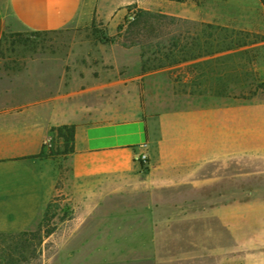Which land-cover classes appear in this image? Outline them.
<instances>
[{
	"label": "crops",
	"instance_id": "1",
	"mask_svg": "<svg viewBox=\"0 0 264 264\" xmlns=\"http://www.w3.org/2000/svg\"><path fill=\"white\" fill-rule=\"evenodd\" d=\"M211 2L217 9L212 15L193 4L157 10L202 25H254L264 18L262 0ZM95 18L108 20L96 13L92 0H0V44L7 34L77 29ZM250 29L213 35L231 41L213 58L229 57V70L243 73L242 84L235 85L243 89L251 87L245 74L252 65L257 81L264 82V32ZM205 35L184 32L177 39ZM133 50H125V56ZM182 66L143 72L139 58L133 63L124 58L98 75L73 71L72 79L53 88L41 77L39 86H24L31 83L25 78L20 85L9 81L0 87V234L32 230L59 194L73 206L74 217L65 223L77 226L99 221L109 197L132 189L178 186L197 198L204 170L211 166L213 215L239 237L241 264H264V100L246 93L189 100L175 89L178 77L169 76ZM25 67L33 79L35 73H52L39 65ZM198 76L194 70L187 78ZM72 125L77 126L75 151L60 179L47 144L56 138L53 128ZM142 155L145 161L139 160ZM253 176L260 178L259 186L252 185Z\"/></svg>",
	"mask_w": 264,
	"mask_h": 264
},
{
	"label": "rangeland",
	"instance_id": "2",
	"mask_svg": "<svg viewBox=\"0 0 264 264\" xmlns=\"http://www.w3.org/2000/svg\"><path fill=\"white\" fill-rule=\"evenodd\" d=\"M95 10L108 18L97 19L77 29H67L47 36H33L31 31L19 32L22 37L7 38L0 45V87L7 82L19 84L20 80H31L26 87L60 86L72 79L73 71L82 77L85 71L109 69L118 60L126 58L133 63L139 58L143 72L159 71L183 64L169 70V76L178 83L175 89L182 96L194 100L209 101L220 95L250 94L252 98L264 100V82L257 81L256 72L245 74L251 87L240 88L243 73H233L228 56L214 57L223 52L231 42L214 38L213 35L229 32H244L255 28L264 32V18L254 25L228 23H195L185 20L168 19L159 31L149 34L135 44L126 35L128 21L139 9L163 13L157 8L185 9L190 4L203 8L205 13H217L211 0H92ZM227 15V10L224 13ZM166 15V14H165ZM264 16V12H263ZM213 25V28H208ZM254 30V29H252ZM203 32V38L177 39L178 33ZM13 34V33H11ZM7 34L5 37L9 36ZM233 42V41H232ZM238 43L243 39L236 40ZM134 49L125 56V50ZM146 51L143 57L142 53ZM253 56L258 54L252 53ZM207 58L197 65H187L195 59ZM240 58V55L239 57ZM240 62V60L237 59ZM235 65L242 66V62ZM27 65L45 67L51 74L35 73V79L28 77ZM230 67V68H229ZM199 72L197 79L188 75ZM240 71V70H239ZM8 77H10L8 79ZM12 78L14 80H12ZM234 80L231 81V79ZM36 81V82H35ZM234 81V82H233ZM41 84V85H42ZM50 149L59 170L60 179L68 172V156L63 153L60 140L51 141ZM59 149V151H57ZM49 150L47 149V154ZM227 174V168L221 169ZM202 194L185 193L184 188L132 189L109 197L102 206L105 214L87 225L77 226L66 221L73 219L72 203L63 195H58L50 205V215L28 231L34 232L29 244L19 249L27 260L23 264H241L242 251L239 250V237L216 216L212 209L213 168L204 170ZM61 183V182H60ZM261 184L260 178L253 176L254 187ZM248 231L251 227H248ZM51 232L50 235H47ZM6 234V235H16ZM257 234V233H256ZM9 244V242H7ZM3 249L5 258L14 255L9 245Z\"/></svg>",
	"mask_w": 264,
	"mask_h": 264
},
{
	"label": "trees",
	"instance_id": "3",
	"mask_svg": "<svg viewBox=\"0 0 264 264\" xmlns=\"http://www.w3.org/2000/svg\"><path fill=\"white\" fill-rule=\"evenodd\" d=\"M264 4V0H262ZM133 19L128 21V28L126 29V35L135 44H140V40L142 38L147 37L149 34H153L156 31L161 30L167 25L164 21L168 19V16L162 13H154L147 10L139 9L133 15ZM208 28H213V25H208ZM58 31H31V35L33 36H47L52 33H56ZM16 37H22L20 33H13L9 36L5 37L3 40L7 38L13 39ZM3 42V41H2ZM1 42V44H2ZM0 44V45H1ZM146 51H143L142 55L145 56ZM249 96H252L250 93ZM245 97V96H244ZM76 125L72 126H61L53 128L52 131L56 134V140H60L62 142L63 153L69 156L75 151V134H76ZM48 155L54 156V150L48 149ZM59 151V149L57 150ZM50 205L47 207L45 212L44 220H47L50 215ZM51 232H48L47 235H50ZM30 237H35L34 232H23L16 235H6L0 234V264H23L26 262L27 258L24 253H22L19 249H24L27 244L30 242ZM9 242V244H7ZM4 244L9 245L10 248H14V255L10 256V258H5L3 255V249L6 248Z\"/></svg>",
	"mask_w": 264,
	"mask_h": 264
},
{
	"label": "built area",
	"instance_id": "4",
	"mask_svg": "<svg viewBox=\"0 0 264 264\" xmlns=\"http://www.w3.org/2000/svg\"><path fill=\"white\" fill-rule=\"evenodd\" d=\"M132 17V19H133V16H131ZM51 146V141H49V143L47 144V149H49V147ZM147 159V156L146 155H142L140 158H139V160H143V161H145Z\"/></svg>",
	"mask_w": 264,
	"mask_h": 264
}]
</instances>
